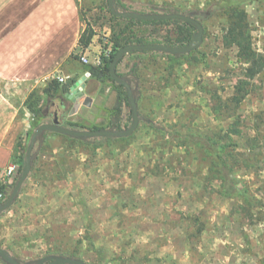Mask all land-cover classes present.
Returning <instances> with one entry per match:
<instances>
[{
	"label": "rangeland",
	"instance_id": "obj_1",
	"mask_svg": "<svg viewBox=\"0 0 264 264\" xmlns=\"http://www.w3.org/2000/svg\"><path fill=\"white\" fill-rule=\"evenodd\" d=\"M215 1L115 0L114 8L143 15L171 6L187 13L204 10ZM78 2L81 31L90 25L97 35V50H103L112 30L125 23L112 18L108 0ZM118 2L126 8H118ZM242 8L248 14L254 47L264 54V4L248 1ZM201 23L204 33L198 51L174 67L159 52L129 55L116 67L137 100L141 120L135 137L96 148L55 132L43 133L35 159L40 150L49 151L50 141L56 139L68 185L23 188L17 201L0 215V248L10 257L21 264H46L58 257L87 264H264V149L252 153L247 141L258 136L264 144V71L247 76V65L238 58L236 47L224 45V16ZM132 26L146 41H164L168 32L174 35L172 25ZM82 56L78 45L73 65L67 66L68 82L86 71ZM57 76L69 75L56 73L33 83L0 82V90L19 114L25 109L30 112V96L44 97ZM240 80L250 82L247 98L235 109L216 112L214 95L228 101ZM87 82L94 101L89 109L82 108L79 123L115 130L114 85L110 80ZM52 107L47 109L48 123L54 119ZM128 112L124 106L117 114L123 125ZM151 122L163 130L154 129ZM235 122L242 134L232 136L234 146L228 155L240 157L234 165L228 162L241 192L226 197L217 192L221 183L210 173L212 158L207 149L192 140L193 136L214 138L215 133L223 136ZM0 264L9 263L0 257Z\"/></svg>",
	"mask_w": 264,
	"mask_h": 264
},
{
	"label": "crops",
	"instance_id": "obj_2",
	"mask_svg": "<svg viewBox=\"0 0 264 264\" xmlns=\"http://www.w3.org/2000/svg\"><path fill=\"white\" fill-rule=\"evenodd\" d=\"M81 27L78 0H0V82L18 84L40 82L56 73H66L69 76L57 77L70 79V67L67 69V66L73 65L74 51L83 32ZM96 38L95 34L91 45L83 48L82 57L89 58L87 65L101 64L102 49L97 50ZM95 52H98V55H94ZM129 55L130 53L123 56L117 66L130 58ZM154 74L151 72L149 75L151 80ZM84 77L85 87L81 90L79 98L73 101L69 99L71 104L68 107L61 104L52 107L54 113L58 112L62 123L66 120L79 122L82 108L89 109L93 106L94 97L89 95L91 89L87 82L91 78L90 73L86 70L75 84L80 83ZM74 86L69 94L75 97ZM30 116L31 113L26 112V109L23 112L20 110L19 114V109L0 90V188L4 187L5 195L13 188V181L5 177V172L19 154L18 142L26 140ZM43 133L39 135L37 147ZM50 142L49 151L40 150L38 153L35 168L24 188L67 187L68 182L64 175L66 168H63L66 164L64 155L60 152V144L56 139ZM80 171L79 167L78 172Z\"/></svg>",
	"mask_w": 264,
	"mask_h": 264
},
{
	"label": "trees",
	"instance_id": "obj_3",
	"mask_svg": "<svg viewBox=\"0 0 264 264\" xmlns=\"http://www.w3.org/2000/svg\"><path fill=\"white\" fill-rule=\"evenodd\" d=\"M248 1H258L264 4V0H218L215 2H211L207 8L204 10H192L187 13H182L179 9L165 6V8H153L151 10L152 13H155L156 10H161V14H173V13H181L187 16L194 18L195 20L201 23V20H211L217 16H224L226 19V25L224 26V33H223V43L227 47H236L237 55L243 64L247 65L246 72L247 76H257L264 71V54L258 52L254 47L253 42V35H252V28L250 26L248 20L247 12L242 8L243 4ZM118 8H126V5L122 2H118ZM158 14V13H156ZM111 16L114 19L121 20L125 23L124 26H118L119 29L116 31L115 29L112 30V36L109 39V44L105 46L102 50L101 54V64L98 66L95 65H86V70L90 73L92 79H98L102 83L110 80L114 85L117 91V104L114 108L116 114L114 115L117 117L118 123L113 125L115 130H123L127 129L133 119L132 116V108L130 105V97H129V90L128 86L124 83L117 82L111 75L110 66L116 54L121 50L123 47L129 44H165L170 45L173 47H182L189 44L194 35L197 32V28L189 22L177 20V19H163V20H136V19H129L122 16H118L111 11ZM154 25L156 27H164V26H174L173 36L170 32L164 37V41L159 40H152L146 41L143 37H138V35L134 32L132 25ZM202 24V23H201ZM95 36L94 29L87 24V27L82 32L79 45L82 48H87L91 45L92 39ZM110 50L108 55H106V51ZM198 51L197 49L191 50L185 53H176L167 54L166 52H159L161 54L167 55L169 60L171 61V66L178 63L181 59H187L189 56L194 54ZM153 51L149 50H138L130 53V55H134L136 53H150ZM120 77L123 78V75L119 74ZM77 81L72 80L67 83L60 82L59 80H53L48 88L44 91V97L31 95L30 98L33 99L32 102L27 106L31 116L29 119V129L27 131L26 140L24 142H20L18 144V155L16 160L20 165L19 173L22 170V167L25 163L26 154L28 147L31 143V138L35 132L42 124L48 123V113L47 109L50 105H63L69 106L71 101L67 98V94L70 93V89L73 85H75ZM250 85L249 81L240 80L238 85L235 87L234 94L228 101H222L220 98L215 94L214 97L218 101L216 105L215 111L221 112L223 109L229 110L230 107L235 109L248 96V87ZM131 90L132 86H131ZM124 106L129 108L128 112V121L123 125V120L118 118L117 114H120L123 111ZM120 112V113H119ZM139 113V112H138ZM139 119L141 120V116L139 114ZM62 126L70 128V129H77V130H102L104 128L93 126L90 128L85 127L79 122H72V121H65ZM151 126L156 130H163L161 127L156 125L155 123L151 122ZM125 127V128H124ZM242 132L238 127V122L233 123L228 128L226 134L223 136L219 133H215V137L213 136H193V140L189 137L194 144H198L199 146L205 147L207 149L208 154L212 158L210 173L212 174L213 178L220 181V189L217 190L218 193L226 196V197H235L240 195L241 188L240 183L237 180L236 176L232 172V167L230 166L229 160L233 163H238L240 156L237 154H233L231 159H229V149L231 146H234L232 136H241ZM136 133L129 136L123 137H96V138H74V137H67L70 140L75 142H82L87 143L90 145L95 146L96 148L101 147L103 144H111L116 141H127L131 138L135 137ZM36 139L33 151H32V171L35 168L36 159H35V149L37 147V140ZM248 147L250 151L255 152L260 148L264 149L263 146L260 144V137L254 136L249 137L247 139ZM229 154V155H228ZM229 159V160H228ZM246 161V160H245ZM251 161V158L248 160ZM247 162V161H246ZM248 164L247 166L249 167ZM16 179L13 182V186L15 184ZM27 182V181H26ZM25 182V183H26ZM24 186L22 187L21 191H23ZM214 190V188H212ZM20 191V193H21ZM0 207L5 204L8 200V196L4 194V187L1 186L0 188ZM17 201V198H16ZM5 211L0 209V215H3ZM81 260V259H79ZM83 261V260H81ZM87 264L86 262H84Z\"/></svg>",
	"mask_w": 264,
	"mask_h": 264
},
{
	"label": "water",
	"instance_id": "obj_4",
	"mask_svg": "<svg viewBox=\"0 0 264 264\" xmlns=\"http://www.w3.org/2000/svg\"><path fill=\"white\" fill-rule=\"evenodd\" d=\"M114 1L115 0H108L109 2V7L110 10L118 15L122 16L125 18H131V19H136V20H144V21H149V20H163V19H177L185 22H189L192 25H194L197 28V32L194 35L192 41L182 47H173L170 45H165V44H129L125 47H123L119 52L116 54L114 57V60L111 63L110 66V72L112 77L120 83H124L128 86V92H129V97H130V105L132 108V122L130 126L127 129L123 130H109V129H102V130H77V129H70L67 127L62 126L61 118L58 114V112L54 113V120L52 123H44L42 124L37 130H35L32 138H31V143L28 147L27 154H26V159L25 163L22 167L21 172L19 173L15 184L13 186V189L11 191V194L8 198V200L3 204L0 209L3 211H6L8 208H10L13 203L15 202L16 198L18 197L22 187L24 186L25 182L27 181L28 177L30 176L32 172V151L36 142L37 137L42 134L45 131H53L61 134H65L70 137L74 138H96V137H123V136H129L133 134L136 129L139 126V113L137 109V102L133 94V90H131V85L122 77H120L116 71V67L118 62L121 60L123 56L126 54H129L134 51L138 50H149L153 52H166V53H185L189 52L191 50L197 49L200 47L203 41V33L204 29L202 24L195 20L194 18L181 14V13H173V14H156V13H151V14H135L132 12H120L117 11L114 8ZM86 80V77H84L80 83L82 84V87H85L84 81ZM77 95V92H75ZM82 94V93H81ZM80 96V93L78 94ZM67 98L70 100H75L73 94H67ZM0 257L4 259L7 263L9 264H21L18 263L16 260H14L12 257H10L6 251H4L2 248H0ZM46 264H85L84 261H81L79 259H75L72 257H58L54 258L51 261L47 262Z\"/></svg>",
	"mask_w": 264,
	"mask_h": 264
},
{
	"label": "built area",
	"instance_id": "obj_5",
	"mask_svg": "<svg viewBox=\"0 0 264 264\" xmlns=\"http://www.w3.org/2000/svg\"><path fill=\"white\" fill-rule=\"evenodd\" d=\"M109 51L110 50H107L105 54L108 55ZM81 60L85 64L89 63V61H88V59L86 57H82ZM57 79L60 82H63V83L68 80L67 77H58ZM74 89H75V91L77 92V95H78V93H81L82 92L81 90H83L82 84L81 83L75 84ZM19 169H20V165H19L18 161L16 159L13 160V162L8 166V168H7L6 172H5V177L8 180H12L14 182V180L17 179V177L19 175ZM0 197H1V195H0Z\"/></svg>",
	"mask_w": 264,
	"mask_h": 264
}]
</instances>
